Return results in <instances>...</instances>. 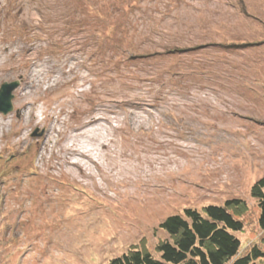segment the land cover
<instances>
[{"label":"rangeland","instance_id":"obj_1","mask_svg":"<svg viewBox=\"0 0 264 264\" xmlns=\"http://www.w3.org/2000/svg\"><path fill=\"white\" fill-rule=\"evenodd\" d=\"M19 78L0 264L154 252L167 217L229 199L240 254L264 253V0H0V86Z\"/></svg>","mask_w":264,"mask_h":264},{"label":"trees","instance_id":"obj_2","mask_svg":"<svg viewBox=\"0 0 264 264\" xmlns=\"http://www.w3.org/2000/svg\"><path fill=\"white\" fill-rule=\"evenodd\" d=\"M186 51L167 49L163 53ZM251 196L259 209L258 226L264 230V178L254 183ZM247 213L248 206L240 199H229L221 206L208 205L201 210L185 208L182 215L169 216L159 224L158 229L167 238L154 247V252L131 246L107 264H260L264 253L259 247L240 254L237 234L244 229L242 218Z\"/></svg>","mask_w":264,"mask_h":264},{"label":"water","instance_id":"obj_3","mask_svg":"<svg viewBox=\"0 0 264 264\" xmlns=\"http://www.w3.org/2000/svg\"><path fill=\"white\" fill-rule=\"evenodd\" d=\"M20 79L19 81L14 82H5L0 86V114L3 116H7L11 114L14 110L12 100L14 98L13 92L19 87L20 85ZM17 117L19 116V112L16 111L15 113ZM37 133L32 135V137L36 136ZM43 135V132L38 135V137H41Z\"/></svg>","mask_w":264,"mask_h":264}]
</instances>
